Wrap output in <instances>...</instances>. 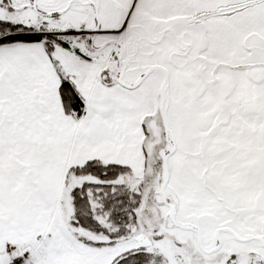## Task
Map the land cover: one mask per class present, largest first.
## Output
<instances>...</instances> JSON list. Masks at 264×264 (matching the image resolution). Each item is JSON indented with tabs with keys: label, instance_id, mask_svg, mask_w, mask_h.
<instances>
[{
	"label": "snow or ice",
	"instance_id": "obj_1",
	"mask_svg": "<svg viewBox=\"0 0 264 264\" xmlns=\"http://www.w3.org/2000/svg\"><path fill=\"white\" fill-rule=\"evenodd\" d=\"M0 264H264V0H0Z\"/></svg>",
	"mask_w": 264,
	"mask_h": 264
}]
</instances>
